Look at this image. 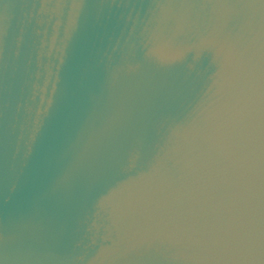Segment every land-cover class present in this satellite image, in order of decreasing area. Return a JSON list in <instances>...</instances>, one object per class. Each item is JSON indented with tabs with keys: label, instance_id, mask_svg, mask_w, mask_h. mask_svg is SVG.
Here are the masks:
<instances>
[{
	"label": "water",
	"instance_id": "95a60500",
	"mask_svg": "<svg viewBox=\"0 0 264 264\" xmlns=\"http://www.w3.org/2000/svg\"><path fill=\"white\" fill-rule=\"evenodd\" d=\"M0 264H264V0H0Z\"/></svg>",
	"mask_w": 264,
	"mask_h": 264
}]
</instances>
